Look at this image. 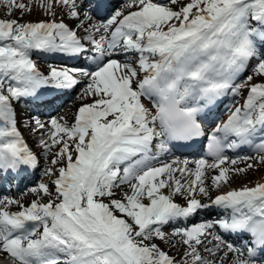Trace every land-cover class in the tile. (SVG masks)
<instances>
[{
	"label": "snow or ice",
	"instance_id": "6c2138e0",
	"mask_svg": "<svg viewBox=\"0 0 264 264\" xmlns=\"http://www.w3.org/2000/svg\"><path fill=\"white\" fill-rule=\"evenodd\" d=\"M34 7L51 19L21 22ZM0 8L18 13L0 19V179L35 169L40 156L54 177L53 190L30 189L37 198L27 206L0 198V264H264V183L221 191L233 174L264 166V0H0ZM41 53L94 67L45 74L32 59ZM78 75L87 78L79 98L91 102L71 123H25L33 152L15 105L71 90ZM225 100L227 118L214 123ZM198 141L200 158L167 159ZM203 210L217 215L175 227Z\"/></svg>",
	"mask_w": 264,
	"mask_h": 264
},
{
	"label": "rangeland",
	"instance_id": "374dc122",
	"mask_svg": "<svg viewBox=\"0 0 264 264\" xmlns=\"http://www.w3.org/2000/svg\"><path fill=\"white\" fill-rule=\"evenodd\" d=\"M25 2H27V0H25ZM167 2H165V3H167ZM182 2L183 3H187L188 0H182ZM120 3H122V1H120ZM119 4H117V5H119ZM173 8L176 9V10H178V5H173ZM14 16L15 15H13V16H7V15H5L4 14V10L2 8H0V19L8 20V19L14 18ZM59 17H60V12L58 11L57 12V19H59ZM48 19H51V17L45 16L42 12L36 13V12H33L32 11V14H28V15L25 14L24 15V18H23L22 22H25L26 20H28L27 22H38V21H41V20H48ZM66 22H68V21H66ZM32 59L34 60V62L36 64H38V66H37L38 69L42 73H45V74L49 71L50 66L57 67V68H70V67H67L64 64H61V63L56 62L54 60H50L48 58H45V59L42 60V59L36 57V55H33ZM71 68H73V67H71ZM247 74L248 73H245V75H247ZM86 83H87V81H85L84 83H82L81 85H79V87L76 88V90L70 96L71 97L70 101L69 100L68 101L66 100L62 104V106L56 111V113H54L53 115H51L49 117L36 116V115H33V114H27L28 113L27 111L29 110V105L27 103L21 102V103L15 105L19 129H20L23 137L25 138V141L27 142L28 146L31 148V150L33 152L39 153V151H40L36 147V137H34L31 134V132L29 131L28 128L24 127V124L25 123H28V122H34L33 121V118H38L42 122H46V121H48L52 117H56V118L65 117L67 119V121L69 123H71L73 121V119H74V113L81 106V104L82 103H89V102H91L88 99L81 100L79 98L82 95L83 87H84V85ZM237 99L240 100L241 103L243 102L242 98L238 97ZM71 102L72 103H75L76 106L74 107V109L72 110V112L69 115V111L67 112V109L69 108V104ZM145 103L148 104V101H145ZM25 110H27V111H25ZM34 114H35V112H34ZM180 157H184V156H180ZM193 158L194 159H198V158H200V156H197V157H189V159H191V160ZM179 159H184V158H179ZM38 160H39V164L40 165H39V168L36 171V174L37 175H36L35 182H32L30 184H27L21 190H19L18 193L12 194V193H7L6 192L5 194H2V196H0V198H2L3 196L7 195V196L12 197V198H15V199H20L23 196V197H25L24 199H26L25 202H23V203L27 206L28 204L31 203L32 200H34V199L37 198L34 194L31 193V191H30L31 188L38 187V185L40 183H44V184H47L49 186L50 190H53L54 189V186L52 185V180L54 179V177L45 175V170H46V168L50 167V164L48 162H46L42 156L38 157ZM251 162L252 161H247V163H251ZM238 167L239 168H245L246 167V164L239 165ZM256 167H257V165L253 169L247 170L245 173H242V174H239V175L233 174L232 179H234V186H239L240 187V186H243L245 184H248V183L252 182L253 179H255V176H254V174H251L250 175L249 173L250 172H254V171L258 172L257 171L258 169ZM260 175H264V170H263V173H260ZM230 183H231V181H230ZM230 186H231V184H230ZM7 187H9L8 184H7ZM116 191L118 193L117 196H116V198H120V194H119L120 193L119 192L120 190L117 189ZM212 195H213V193L210 194V196H212ZM41 198H42L43 202H47V200L49 199L48 197H44V196H41ZM175 199H176V202L177 203H181V204L184 203V201L182 199H180L179 197H177ZM10 210L11 211H16L18 209L14 205V206L11 207ZM201 214L202 213H200V215ZM175 227H177V226H175ZM177 228H179V227H177ZM164 231H166V232L172 231V228L170 229V226H169V228L166 229V230H164ZM160 246L162 248H164V250L168 251V246L167 245L161 244ZM182 251H183L182 248L180 249L179 252L176 249H172L169 254L170 255H174V256H179Z\"/></svg>",
	"mask_w": 264,
	"mask_h": 264
},
{
	"label": "bare ground",
	"instance_id": "6f19581e",
	"mask_svg": "<svg viewBox=\"0 0 264 264\" xmlns=\"http://www.w3.org/2000/svg\"><path fill=\"white\" fill-rule=\"evenodd\" d=\"M161 1H163V0H158V2H160V3H162ZM118 3V2H117ZM116 3V4H117ZM59 11V10H58ZM57 11V12H58ZM33 12H36V13H39V12H41L38 8H33ZM32 14V13H31ZM15 16H14V18H16V15H18V13H16V14H14ZM26 15H28V14H26ZM28 20H26L25 22H27ZM22 22V21H21ZM50 55H52V56H57V55H53V54H49V56ZM45 56V54H43V53H41V54H36V57H38V58H40V59H43L42 57H44ZM59 57H61L60 55H59ZM77 63H81V64H84L83 62H81V61H78ZM85 66L84 67H88L89 68V66H87L86 64H84ZM37 66H38V64H37ZM92 67H93V65H92ZM75 68H81L80 66H76ZM91 68V67H90ZM89 68V69H90ZM77 78L79 79V81H80V83L76 86L77 88L79 87V85H81L82 83H84L85 81H87V78H85V77H83V76H77ZM73 93V92H72ZM71 93V94H72ZM71 94L69 95V96H71ZM57 96H55L54 98H52L53 100H55V98H56ZM57 99V98H56ZM70 99H71V97H69L68 98V100L70 101ZM67 100V101H68ZM48 101H51L52 102V104L51 103H47L46 104V107H43V106H41V104L39 103V104H35V105H33V104H31L30 103V105H33V107L35 108V109H37V112H43V111H52V110H54L58 105H60L63 101H61L60 103H56V104H54L56 101H52V100H48ZM146 104V103H145ZM61 106V105H60ZM59 106V107H60ZM76 106V104L75 103H70L69 104V108L67 109V112L69 111V115H70V113L72 112V110L74 109V107ZM58 107V108H59ZM56 111V110H55ZM53 112L51 115H53L54 113H56V112ZM27 114H31V113H27ZM34 115V114H33ZM51 115H49V116H51ZM24 138V137H23ZM25 139V138H24ZM172 156V157H171ZM171 156H169V157H167V159L168 160H171L172 158H182V157H179V156H177L176 154H174V155H171ZM185 159V158H184ZM187 159H189V158H187ZM194 159V158H193ZM192 159V160H193ZM189 160H191V159H189ZM247 163V162H246ZM246 163H238L237 165H235L234 167H236V168H239L238 166L239 165H244V164H246ZM190 167H194V165H192V164H190ZM258 170V172H256V171H254V172H250L249 174L251 175V174H254V176H255V179H253V181L252 182H250V183H248L247 185L249 186V187H252V186H254L257 182H259V183H264V175H260V173H263V170H264V166H261V165H257V167H256ZM28 178H29V175L27 176ZM209 183H210V181H209ZM231 186L230 185H228V186H225L224 188H222L221 189V191H227V190H229L230 188L231 189H238V188H240L239 186H234V179H232L231 180ZM233 185V186H232ZM21 186V185H20ZM19 188V187H18ZM165 191V194L167 193V189H165L164 190ZM120 192V191H119ZM18 193V192H17ZM214 194V196H212V198H214L217 194H219L218 192H216V191H210V194ZM12 194H14V193H12ZM25 197H21L20 199H21V201H22V203L23 202H25V200L26 199H24ZM206 201H208L207 199H204L203 200V202H206ZM216 215L217 214H214V213H210L209 214V216L208 215H205V216H197V217H195L193 220H191L190 221V223L188 224L187 222L186 223H182V225L185 227L186 225L187 226H191L192 224H196V223H199V222H202V221H206V220H209V219H214L215 217H216ZM169 226H170V229L172 228V230H173V225H168V226H166L165 227V229L164 230H166V229H168L169 228ZM175 226H177V225H175ZM168 232H171V231H168Z\"/></svg>",
	"mask_w": 264,
	"mask_h": 264
}]
</instances>
